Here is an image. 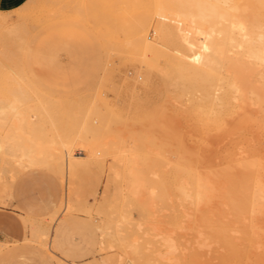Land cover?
Instances as JSON below:
<instances>
[{
  "label": "bare ground",
  "instance_id": "1",
  "mask_svg": "<svg viewBox=\"0 0 264 264\" xmlns=\"http://www.w3.org/2000/svg\"><path fill=\"white\" fill-rule=\"evenodd\" d=\"M95 1L96 0H94V2ZM40 2L43 3L42 1ZM69 2L72 5L69 3L71 7L69 8V5L68 8L73 10L72 6L76 3H73L74 0H70ZM41 3L39 4L42 5ZM46 3L48 4L47 1ZM114 4L116 6L115 2ZM40 5L39 7H41ZM26 6L28 7V5ZM86 6L87 5H85V7ZM108 6L110 7V4ZM33 7H36L34 8V12H36L38 7L32 5V9ZM59 7L61 8L62 6ZM91 7H93V5ZM151 7L153 17L155 13L159 15L158 19L153 24L154 38L151 37V39L148 36V31L152 25V21H154L153 18H150L151 15L149 18H143L145 20V25L141 28L139 26L141 24H137L139 20L137 22L135 21L136 23L131 21L132 24L136 25H134L135 27L133 26L134 28L130 25L131 23H128L131 27L127 26V30L126 26H124V33L131 28L134 29V31L141 32L140 34L134 31L133 33L129 31L130 33L120 34L122 30L120 31L119 29L120 32H117L118 34H114V30L112 32L113 34H110L111 31L109 30L110 32L106 33L108 35L105 37L116 40V44L117 41L118 44L119 42L121 43L122 47L117 44L120 53L128 52L132 56L137 57L142 67L138 69V71H145L146 77H150L152 74L157 75L156 72H158L162 83L174 79V86L172 87H175V92L177 94L176 101L181 104V106L177 104L178 107H182L181 111H186L185 113H188V117L190 115L199 119L201 121L200 124L205 122V124L209 126L208 128L211 127V130L214 128L211 135L209 134V144L211 151L212 149L215 150L211 152V156L209 155V169L206 172L207 174H204V180L200 172L197 171L196 166L185 156V154H189L188 156L191 155L190 157H192L194 153H189L188 149L185 150L186 148L183 151L181 148H178L181 150H177L179 144L174 147L176 148L174 150H177L175 153V158L177 159L176 162H174V173H176L177 176L175 179H179V181L178 179L174 181L175 183L179 182L177 187L184 190L182 193L186 192L183 195L178 192V201H181V196H187V198L183 197V199L181 197L182 201L191 197V199L189 198L190 200H188L189 202L192 200V204L194 203V208L189 205L192 209L208 207L206 214L209 213V216L207 217L206 215L204 218L205 221L208 219L207 226L209 232L206 233L203 231L205 230L204 227L202 228L201 224L199 225L197 223L203 217L198 219V215L196 214L198 212L196 210L189 211L186 210V208H184L185 210L182 209V213H180L181 206H183V202H180L182 205L176 206L177 212L180 213V216L176 217L178 228L191 230L195 227L196 229L194 228V231L196 230V237L193 243L194 250L197 252H206L209 255L208 257L213 258L215 257L214 254L220 253L222 255V257L220 254L218 255L220 256V261L215 257L220 263L264 264V150L261 148L262 151L260 152V149H257L258 147L256 146L258 141L261 143V135L264 132L260 131V123L258 124V121L253 118L254 116H251L253 112H259L257 115H260V111L264 110V0H155L152 2ZM75 8H77V5ZM82 8H80V10L78 9L82 11L81 13H83V10H81ZM19 9H21V7H19ZM22 9L24 10L23 6ZM23 10L20 11L22 12ZM28 10L26 11L25 9L22 14L24 15L27 13L28 15L33 12L32 10ZM42 10L41 8V11L39 9L37 12L42 13ZM96 10L99 11V7H96ZM20 11H18V13ZM67 11L70 13L69 10ZM48 12L47 10V13ZM59 12H64L62 14L68 13L63 10ZM1 13L2 11L0 14ZM47 13L46 15L48 16L52 14L50 12V14ZM32 14L35 15L36 13ZM89 14L92 13L89 12ZM89 14L86 15L88 16ZM99 14L97 15L99 16ZM60 15L58 16L60 17ZM83 15L85 14L83 13ZM58 16L56 18H58ZM98 16H95L97 20ZM0 17H2V15H0ZM35 17L36 16H33L32 19ZM85 18L87 19L86 21H88L89 18L92 20L94 17L92 18V16L90 17L89 15V18ZM103 18L105 20V17ZM35 19L34 21L36 22L37 19ZM44 19L47 20V18ZM60 20L62 21V19ZM90 20L89 23L91 24ZM1 22L2 21H0V26H2ZM127 22H129V20ZM127 22L122 23H124L123 25H127ZM16 23L18 24L19 22L16 20ZM122 23L120 26L118 25L120 22H118L117 27L120 26V28H122ZM13 25L11 24L10 26L8 25L9 27L7 26L8 28H4L3 24V27L0 28V198L9 191L13 181L12 178L14 177L13 173H15L14 168H16V166L17 168L22 167L20 168L21 170L26 167L49 163L61 177L65 178V196L63 195V198L65 197V199H63L65 208L72 205L67 175L77 162V160H75L77 155L71 152L73 143L79 138V141L82 142H79L82 146L81 148L88 149L89 151L93 149V145L92 143H85L84 138H82L83 134L81 135L80 132L78 137L70 135L73 130L70 131L71 127L68 126L62 117L63 108H61L62 106L59 101L60 105L56 104V101L55 103H51L49 101L50 98L44 100L43 94L42 97L38 96L44 89L40 88L42 90L40 91L37 88L35 76L30 72V69L26 66L27 64H23L18 58L19 49H22L18 48V40L22 35L19 27H22V25L20 24L18 27H13ZM97 25H99V23ZM105 25L107 26L108 24L106 23ZM111 27L108 26V28L112 29ZM113 28L116 27L114 26ZM96 30L98 31V29ZM104 30L102 29L103 33L106 31ZM98 32H100V30ZM110 38L109 40H112ZM101 41L102 40H100V42ZM20 46H22V44ZM166 47L170 48L174 54L164 51L163 48ZM126 55L129 56L128 54ZM159 57H161L159 59L161 60L160 62H158ZM114 59L116 60L115 57ZM138 77H142L141 73H139ZM136 85L137 84L134 86ZM139 85H137V88L140 87ZM141 85L142 88L144 87L143 93L141 91L142 89L139 94L135 93L137 91H133V93H135L134 97L138 95L135 97L138 102L145 105L150 101L148 90L151 88L148 81L142 80ZM139 89L140 88L137 90L139 91ZM45 93L46 92H44V94ZM94 94L96 95V93ZM89 96L91 97V95ZM98 99L100 100V97ZM101 101L104 107H102V104L101 106L99 104L97 105H99L98 108L102 107L103 109L99 108L94 110V118L93 116L90 117L93 118L91 121L83 119L84 122L82 120L83 123L81 127L97 135L94 137L93 141L96 147L101 148L106 145L107 151L104 148H102V151L114 152L116 155V159L112 161L113 163L108 165L106 185L108 186L109 183L116 179L127 181L128 195L139 198L147 212H151L152 210L155 212L156 210L154 208L159 201L165 199L169 201L171 198L165 193V186L167 185V183L165 184L164 182L166 180L165 173H167L165 169L167 165L170 164L168 155L171 146L167 140L170 137V132H168L166 124L162 119L163 113L162 111H158L155 115L144 119L140 123L136 122L135 125L132 126L129 124L132 121L128 122L129 128L126 127V131L127 134L129 133L130 140L124 137L125 133L123 137L116 134L110 139L106 137L105 134L106 129L110 128L108 127L110 123L108 122L110 120H108L110 117L108 114H112L113 109L117 107L109 108L106 104L107 102H105L107 100ZM170 101L175 105L176 102ZM74 103L76 102L74 101ZM87 104L90 106L91 103ZM75 106L72 107L75 109ZM92 106L89 107V109L87 108L88 106L84 108L91 112ZM170 106L169 104V107ZM63 107H65V105ZM70 110H68L69 113ZM71 112L74 113V111ZM64 114L66 115V113ZM82 114L83 112H81V115ZM67 116H69V119L71 118L70 114ZM87 117L89 118V116ZM261 117L259 118L260 120ZM262 120L259 122H262ZM79 121L81 122V120ZM73 124L74 123H72V125ZM5 125H7L6 130L10 128L7 132L3 131ZM109 130L107 129V132ZM164 136L168 137L166 138ZM127 141L128 145L126 144ZM171 141H173V138ZM231 143L233 144L231 145L232 151L229 150V152L226 149L227 152H223L226 156L224 157L220 154L222 156L221 158H224L221 159L219 157V160H217V155H214V151L217 152V147L221 148L220 146H225V148H227ZM231 146L229 149H231ZM224 149L222 150L224 151ZM174 150L170 151L174 152ZM184 151L186 153H184ZM219 151L221 150L219 149ZM91 153L93 152L91 151ZM165 153H168V155H166V162L164 161L165 163H163L162 158L159 156L162 157ZM171 154L173 155L174 153L170 152V155ZM157 159L162 162H160L161 166H165L162 168L163 170L160 169ZM194 162L196 164L195 160ZM220 164H224L225 166L222 165L223 167H218ZM19 168L15 170H19ZM107 186L106 188H108ZM187 190H191V192ZM105 191H107V189ZM203 195H207L208 197H204ZM204 198H206V201ZM207 198H209V201ZM69 201L71 202L69 203ZM178 201L176 204L179 203ZM205 202L208 203H206L207 206H204ZM161 204H163V202ZM200 210L203 209H199V211ZM152 213L153 212H151V214ZM152 215L149 216L152 217ZM200 223L204 226L202 220ZM46 226L48 227V225ZM47 227L36 226L33 224V221L30 220L29 228L31 235L37 237L39 240H44V238H47L49 235L50 229ZM138 227L140 228L141 225L138 224ZM184 230L182 231L184 232ZM120 231L122 230H119V232ZM194 231L192 230V232ZM112 232V230L111 232L109 231V236H107L112 241H115L116 237L119 238L117 241L120 242V244L126 243L127 248H125L124 251L130 253L138 252V248L135 246L138 242L137 238H131L129 241L126 240V236L121 234L122 232ZM145 234H147V232H145ZM158 234V232L154 233V235ZM107 236L106 238L108 239ZM163 238L168 247L166 254L163 255L164 260H170L169 254L174 252L183 254L184 249H186L185 245L173 242L169 235H165ZM2 243L3 242L0 241V246ZM212 253H214L213 256H211ZM219 262H217V264Z\"/></svg>",
  "mask_w": 264,
  "mask_h": 264
},
{
  "label": "rangeland",
  "instance_id": "2",
  "mask_svg": "<svg viewBox=\"0 0 264 264\" xmlns=\"http://www.w3.org/2000/svg\"><path fill=\"white\" fill-rule=\"evenodd\" d=\"M40 1H42L43 3H41ZM46 1L50 5H48ZM46 1L26 0L22 5L16 7L17 9L15 8L8 11H2V13L0 14L2 15V17H0L2 26H0V28L3 27V24L4 28H6L8 25H13L14 23L15 26L13 25V27H18V25L20 26V24L22 25V27H19L22 34L20 37L24 38H19V40H21L22 42L18 40V48H22L19 49L18 58L23 62V64H27L26 66L35 76L37 81V88L40 91H42L41 89H44V92H48L47 94H44V92L42 91L40 92V94H38V96L42 97L43 94L44 100L50 98L49 101L51 103H55V101L57 102L56 104L60 105L61 103V108H63L62 117L68 124V126L71 127L70 131H74H72L70 135L78 137V134L80 132L81 135L83 134L82 138H84V142L89 144L92 143L93 149L89 151L88 149L86 150L81 148L82 146L80 143L82 142L79 141V138H77L73 143L71 152L77 155V157H75V160H77V162L74 164L73 169L67 175V182L70 190V199L72 201V205L65 208L63 200L65 199V197L63 198L65 190V178L61 177L54 170L52 165H50L49 163H42L39 166L26 168L23 167L25 169L21 170L20 168L22 167H18L19 170H15L18 169L17 166L16 168H14V179L12 178L13 181L11 183L10 189L8 192H6V194H4L2 198H0V241L3 242L0 246V264H217V262L220 261V256H218L220 253L214 254V252L211 255L213 256L214 254L215 257L219 260L217 261L215 257H208L209 255L206 252H197L194 250L193 243L196 237V230L194 231L195 227L191 230L178 228L176 217H179L180 213H182V209L185 210L184 208H186V210L189 211L196 210L199 213L198 214L195 212L198 215V219L200 217H203L197 223L199 225L201 224L202 228L204 227L205 229L203 231L207 233L209 232L207 226L208 219L206 218V222L204 218L206 215L208 217L209 213L206 214L208 207L197 208L198 210L192 209L194 203L192 204V200L190 201L191 203L189 202L191 197H189L190 199L188 198L189 200L185 199V201H182L184 196H181V199L180 194L183 195L186 192L182 193V191L184 190H181L177 187V184L179 182L175 183L178 178L175 179L177 176L176 173H174V162H176L177 159L175 158V153L177 150L182 149L183 151L186 148L185 150L188 149L189 153H194L193 155L195 157L193 155L192 157H190L191 155L188 156V153V155L185 154V156L190 161H192V164L196 166L197 171L200 172V175L204 180V174H207L206 172L209 169V155L211 156V152L215 150L212 149L211 151L209 144L210 135L214 128L211 130V127L208 128L209 126H207L205 122H202V124H200L201 121L199 119L190 115L188 117V113H185L186 111H181L182 107H178V105L181 106V104L176 101L177 94L175 92V87H172L174 86V79H171L172 81L167 80L162 83L158 72H156L157 75L152 74L150 77H146L145 71H138V69H141L142 67L140 60L137 57L132 56L128 52L120 53L118 51V48L119 46L122 47L121 43L119 42L118 44L117 41V44L119 45L118 46L115 43L116 40H113L109 36L108 37L112 40L106 38V35H108L106 33H109L111 31L110 34H118L117 32L124 30V26H126V30L127 26L131 27L130 25H132V28H134L136 25L132 24L133 21V23H136L139 20L137 24L142 25H139L140 28L143 27L145 25V20L143 18H149L150 15V18H153L154 21H152V25L148 31V36L149 38H154L153 24L159 17V15L156 13L153 17V12L151 11L152 2H154L155 0H151V3L150 0H136L137 2L135 0H96L95 2L94 0H76L78 2L74 0L73 3L76 4L72 6L73 10L69 9L72 5L69 2L70 0H57L59 2H57L56 0H51L52 2L50 0ZM84 1H86L88 4ZM120 1L122 4L120 3ZM108 2H111L112 4H114L115 2L116 6L115 4L112 5ZM31 3L33 6H37L40 11L42 8V13L37 12L39 11L38 8L37 11L34 12V8L36 7H33L32 9ZM39 3H41L43 6ZM84 4L87 6L85 7ZM109 4L110 7L108 6ZM26 5H28L29 8ZM39 5L41 7H39ZM76 5L77 8H75ZM92 5L93 7H91ZM103 5L104 7L106 6L105 9H107L108 11L104 9ZM22 6L24 10L22 9ZM59 6L62 7L60 8ZM124 6L127 7L125 8ZM19 7H21V9H19ZM96 7H99V11L96 10ZM62 8H65L66 10ZM80 8H82L81 10H83V13L85 15L81 13L82 11H79ZM89 8H91L93 11ZM25 9L26 11L28 9V11L32 10L33 12H31L36 13L37 15H34L32 13L28 15L27 13H25L23 15L22 12H24ZM61 9L66 12H68L67 10H69L70 13L68 12L62 14L64 12H59L62 11ZM20 10L23 11L21 12ZM47 10L52 14H50L49 12L47 13ZM18 11L20 12L18 13ZM88 11L92 14H89ZM95 11H97L98 13ZM46 13L50 15L48 16L46 15ZM86 14H89L90 17L92 16V18L94 17V20H90L91 18H89V15L87 16ZM97 14H99L100 17ZM32 15L37 17H35L37 19L36 22L34 21L35 18L32 19ZM56 15H60V17L58 16V18H56ZM84 16L89 18L91 24L89 23V20L86 21L87 19ZM95 16H98V20L97 18H95ZM103 17H105V20L108 19L109 21L106 20V22ZM133 17L135 20L133 19ZM44 18H47V20ZM60 19H62V21ZM140 19L143 23L140 22ZM16 20L17 22H19L18 24L16 23ZM128 20L129 22H127ZM96 22H98L99 25H97L98 23ZM118 22H120V24H118L120 26L122 22H127V25H123L124 23H122L123 26L122 28H120V26L117 27ZM106 23L108 24L107 26L105 25ZM113 23L116 24L114 25ZM128 23L131 24L129 25ZM24 24L26 28L24 27ZM110 24L112 25V27ZM108 26L112 29L108 28ZM114 26L116 28H113ZM95 27L96 29H98V31L100 30V32H98ZM102 29L106 30H104L105 33H103ZM129 29L130 30L126 31L125 33V30L123 32L121 31L120 34H126L129 31H132L133 33L134 29ZM113 30L115 32H113ZM134 32L138 31L135 30ZM138 33L140 34L141 32ZM100 40L102 41L100 42ZM21 44L22 46H20ZM163 49L167 53L170 52L174 54L170 48L166 47ZM126 54H128L132 59ZM114 57L116 58V60L114 59ZM160 58L161 57H159L158 60ZM160 61L161 60H159L158 62ZM138 72L141 73L142 77L140 78L142 79L138 77ZM142 80L148 81L151 88L148 90V97L150 98V101L145 105L138 102V100L135 98L138 95L134 97L135 93L139 94L141 91L143 93L144 87L142 88L141 85ZM135 84L140 86L138 87L140 88L139 91L137 90V85L134 86ZM131 87L132 89H135L132 90ZM133 91L137 92L133 93ZM93 92L96 93V95ZM82 94L85 96H83ZM89 95H91V97ZM98 95L100 97V100L98 99ZM170 97L172 98L169 99ZM101 100H107L105 102H107L106 104L109 108L117 107L115 108L116 110L113 109L114 114H108L110 115V117L108 116V120L110 119L108 121L110 122L108 127L110 128L107 129L110 130L107 132L106 129L105 134L106 137H109L110 139L116 134L123 137V134L125 133L124 137L127 138V140H130L129 133L127 134L126 131V127L129 128L128 122L132 121L131 123H129L132 126L135 125L136 122L140 123L144 119L155 115V113H157L158 111H162L163 113L162 119L166 124L168 132H170V137L167 139L171 146L169 149V155L170 152L174 154H171L169 156L168 153H165L162 157H159L162 158L163 163L166 162V155H168L169 157L170 164L167 165V167L170 171L166 167L165 170L167 171V173H165L166 180L164 182L165 184L167 183V187L165 186V193H167L169 198L171 197V200L168 198L169 201L167 199L159 201L157 204L158 207L156 206L157 208H154L156 211H151L153 212V215L151 214V212H147L144 209V206L142 205L139 198H134L128 195L126 185L127 181L116 179L117 181L114 180L113 182L109 183L108 186L106 185V180L108 177L107 168L108 165L113 163L112 161L116 159V155L114 152H106V145L105 147L102 146L101 148L96 147L93 141L94 137H96L97 135L95 133L88 132L83 127H81V124L84 122L83 119L91 121L94 118V110L104 107ZM170 100L174 101V103L176 102L175 105H173V102L171 103ZM74 101L76 103H74ZM62 103L65 105V107H63L64 105ZM87 103H91L90 106ZM97 104H99L100 106L102 104V107L98 108L99 105ZM169 104L171 105L170 107ZM72 106H75V109ZM85 106H88V109L92 106L91 112L85 109ZM68 110H70V113ZM71 111H74L75 114ZM81 112H83L82 115ZM64 113H66V115ZM253 113L251 114V116H254L253 118L258 121V124L260 123V131L264 132V127H262L264 126V124H262L264 123V120H262L264 119L262 118L264 117V110L260 111V113L262 114L260 115L262 117L260 115H257L259 114V112L256 114ZM69 114L71 117L70 119L69 116H67ZM86 115L89 116V118L93 116V118L89 119ZM256 115L258 117H261L262 122H259L261 121L259 119L260 117L258 118ZM72 118L75 120H73ZM79 120H81V122ZM72 123L74 124L72 125ZM6 127L7 125H5L3 129V131L5 132L10 129L7 128L6 130ZM81 128L85 131H82ZM168 136L164 137L167 138ZM172 138L173 141H171ZM126 144L128 145V141L126 142ZM177 144H179V146L175 151L174 149L176 148L174 147H176ZM231 145L233 144L231 143L227 148H225V146H220L221 148L217 147V152L214 151L217 154L213 152L215 156L217 155L216 159L219 160V157H222L220 154L225 157L226 155H224V153H226L227 150L232 151ZM230 146L231 149H229ZM256 146L258 147H256L257 149H260V152L264 150V133H262L261 135V143H259L258 141L256 143ZM102 148H104L106 151H102ZM219 149L221 151H219ZM222 149H224V151ZM170 150H174V152ZM91 151L93 153H91ZM184 153L186 152L184 151ZM158 159L157 161H159ZM194 160L196 161V164ZM160 162L161 161L158 162V165L160 169H162L165 166H161ZM222 165L225 166L224 164H220L218 167ZM167 176L169 177L170 181ZM106 186L108 188H106ZM105 188L107 189V191H105ZM176 188L178 191L176 190ZM166 189L170 195L168 194ZM187 191L191 192V190ZM178 192L180 193L179 197L181 201H178ZM203 196L208 197L207 195ZM185 197L187 198V196ZM204 199L206 201V198ZM176 200L179 202L178 204H176ZM207 200L209 201V198H207ZM71 201H69V203ZM162 202L163 204H161ZM180 202H183V206H181L182 204H180ZM207 202H205L204 206H207ZM177 205L181 206L180 213L177 212ZM189 205L192 207H190ZM199 209L203 210L199 211ZM149 215H152V217H150ZM30 220L33 221V224H35L36 226L47 227L46 225H48L49 228H47L50 229V233L48 235L49 237L47 236V238H44V240H39L37 237L31 235L29 228ZM201 220L204 223V226L202 225V223H200ZM138 224L141 225L140 228L138 227ZM108 230L110 232L111 230L113 232H119V230H122L119 233L122 232L121 234L126 236V240L129 241L131 240V238H137L138 242L137 244H135V246L138 248V252L130 253L128 251H124V249L127 248V244H120V242L117 241L119 239L117 237L115 238V241L109 239ZM182 230H184V232ZM192 230L194 232H192ZM145 232H147V234H145ZM157 232L159 234L154 235V233ZM165 235H169L173 242H177L179 244L181 243L182 245L186 246L183 254L174 252L169 254L171 258L170 260L167 261L163 259V255L166 254V250L168 249L167 244L165 243L163 238V236ZM25 236L27 239L25 238ZM106 236L108 237V239L106 238ZM218 264L223 263L219 262Z\"/></svg>",
  "mask_w": 264,
  "mask_h": 264
},
{
  "label": "crops",
  "instance_id": "3",
  "mask_svg": "<svg viewBox=\"0 0 264 264\" xmlns=\"http://www.w3.org/2000/svg\"><path fill=\"white\" fill-rule=\"evenodd\" d=\"M26 0H0V11H8L22 5ZM52 231V230H51Z\"/></svg>",
  "mask_w": 264,
  "mask_h": 264
}]
</instances>
